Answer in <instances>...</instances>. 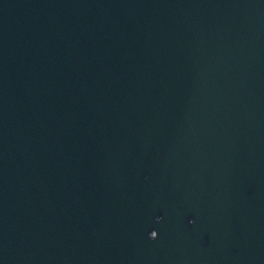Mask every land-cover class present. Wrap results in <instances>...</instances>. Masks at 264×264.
Masks as SVG:
<instances>
[{
  "label": "water",
  "instance_id": "water-1",
  "mask_svg": "<svg viewBox=\"0 0 264 264\" xmlns=\"http://www.w3.org/2000/svg\"><path fill=\"white\" fill-rule=\"evenodd\" d=\"M0 264H264V0H0Z\"/></svg>",
  "mask_w": 264,
  "mask_h": 264
}]
</instances>
